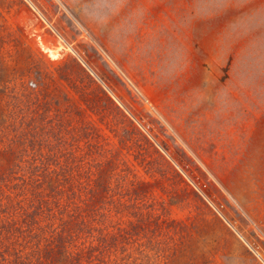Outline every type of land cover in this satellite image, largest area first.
Here are the masks:
<instances>
[{"label":"rangeland","instance_id":"1","mask_svg":"<svg viewBox=\"0 0 264 264\" xmlns=\"http://www.w3.org/2000/svg\"><path fill=\"white\" fill-rule=\"evenodd\" d=\"M0 264H264V0H0Z\"/></svg>","mask_w":264,"mask_h":264},{"label":"trees","instance_id":"2","mask_svg":"<svg viewBox=\"0 0 264 264\" xmlns=\"http://www.w3.org/2000/svg\"><path fill=\"white\" fill-rule=\"evenodd\" d=\"M22 182H25V181H22ZM50 182H51V180H48V183H50ZM50 188H54V187L50 184ZM29 194H30V192L29 193H26L24 195V200H26L28 198ZM20 208H22V207L20 206Z\"/></svg>","mask_w":264,"mask_h":264},{"label":"bare ground","instance_id":"3","mask_svg":"<svg viewBox=\"0 0 264 264\" xmlns=\"http://www.w3.org/2000/svg\"><path fill=\"white\" fill-rule=\"evenodd\" d=\"M51 52H52V55L53 53L56 55L58 53V50L57 51L51 50Z\"/></svg>","mask_w":264,"mask_h":264}]
</instances>
